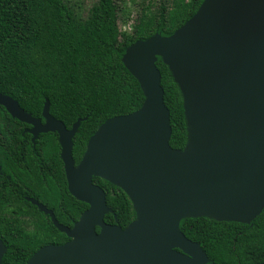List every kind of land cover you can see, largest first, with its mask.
Listing matches in <instances>:
<instances>
[{
	"label": "water",
	"instance_id": "95a60500",
	"mask_svg": "<svg viewBox=\"0 0 264 264\" xmlns=\"http://www.w3.org/2000/svg\"><path fill=\"white\" fill-rule=\"evenodd\" d=\"M158 58L181 92L183 149L169 145ZM122 61L144 100L103 121L77 166L72 138L81 118L66 129L46 100L42 122L0 94V105L32 126L33 139L58 134L69 192L89 204L71 228L39 204L70 240L39 247L24 264H206L201 246L180 230L182 219L249 224L264 207V0H202L171 34L130 44ZM92 176L118 185L130 199L135 217L124 229L104 223L110 209ZM5 252L0 238V264Z\"/></svg>",
	"mask_w": 264,
	"mask_h": 264
},
{
	"label": "trees",
	"instance_id": "16d2710c",
	"mask_svg": "<svg viewBox=\"0 0 264 264\" xmlns=\"http://www.w3.org/2000/svg\"><path fill=\"white\" fill-rule=\"evenodd\" d=\"M201 2L159 0L152 27L124 35L113 0H97L84 20L64 0H0V94L11 96L25 112L41 120L46 100L49 114L67 127L81 118L73 137L77 159L103 121L137 110L144 100L138 81L122 61L125 49L157 32L171 34ZM156 66L170 116L169 145L183 149L186 124L181 92L160 58ZM26 127L0 105V238L6 246L2 264H24L40 246L65 240L51 224L34 235L20 225L19 181L35 176L36 155L41 163L52 161L57 170L61 167L56 134H40L37 140L43 142L36 141L35 147L41 149L36 152ZM118 204L119 224L124 227L134 219V210L125 194H120ZM179 227L207 254L206 264L264 262V207L249 224L201 216L184 218Z\"/></svg>",
	"mask_w": 264,
	"mask_h": 264
},
{
	"label": "flooded vegetation",
	"instance_id": "af4514ba",
	"mask_svg": "<svg viewBox=\"0 0 264 264\" xmlns=\"http://www.w3.org/2000/svg\"><path fill=\"white\" fill-rule=\"evenodd\" d=\"M88 15H89V11H88ZM88 15L82 19L83 20L86 19ZM41 121L43 122L44 119ZM71 126L67 127L65 125L66 129H70ZM31 127H32L31 125H29V127H26L25 131L31 135L30 142L32 143V150L38 152L37 150H41V149L40 148L37 149L35 147L36 141L38 142L37 143L38 145H41V143L43 142V140H37L38 136L40 134H46L51 131L39 133L37 137L33 139L32 134L29 132V129H31ZM54 133L56 134V138H57L56 140L59 145L58 134L56 132ZM85 149H86V145L81 155L79 156V158L74 159L73 138H72V157H73L75 166L79 164L84 154ZM58 154H59V159L61 160L60 145H59ZM36 158L38 159L37 161L38 164H36L35 166L38 167V170L35 171L34 173L35 176L32 179L26 180V182L19 181V184L22 189L20 191V197H21L20 213H18L20 225L25 231L31 233L32 235L38 233L39 231H42L45 227H47L48 224H51L52 226L55 227L50 214L42 211L39 207V204H40L43 207H45L47 210L52 212L54 219L59 224L71 228L74 222H76L80 218L81 214L86 209H88L89 204L84 201L78 200L69 192L68 180L66 177V173L64 170V165H63L62 160H61L60 170L59 169L57 170L56 168L58 165H56L54 162L49 161V163H45V162L41 163L42 160L38 155H36ZM91 181L94 185H96L103 191L104 196H105L106 205L110 209V211L107 212L103 217L104 223L109 224V225H118L119 227L124 229L129 223L124 227H122L119 224L118 214L120 212V206L118 203H119L120 194L126 195V193L118 185L111 183L108 180L100 176H92ZM131 206H132V203H131ZM29 211H33V214L30 215L28 213ZM74 214H77L76 219L73 218ZM134 217H135V212H134ZM95 230L98 232L99 228L96 227ZM61 233L65 237L64 242H67L70 240V238H68L64 232H61Z\"/></svg>",
	"mask_w": 264,
	"mask_h": 264
},
{
	"label": "rangeland",
	"instance_id": "374dc122",
	"mask_svg": "<svg viewBox=\"0 0 264 264\" xmlns=\"http://www.w3.org/2000/svg\"><path fill=\"white\" fill-rule=\"evenodd\" d=\"M75 16L85 18L97 0H64ZM117 12V25L121 34L136 35L146 32L154 24L159 0H113ZM188 3L191 0H178ZM124 34V35H125Z\"/></svg>",
	"mask_w": 264,
	"mask_h": 264
}]
</instances>
